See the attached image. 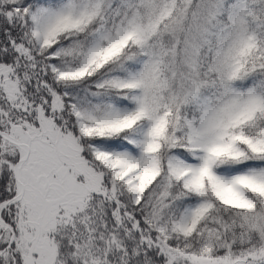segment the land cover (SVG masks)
Here are the masks:
<instances>
[{"label": "snow or ice", "instance_id": "obj_1", "mask_svg": "<svg viewBox=\"0 0 264 264\" xmlns=\"http://www.w3.org/2000/svg\"><path fill=\"white\" fill-rule=\"evenodd\" d=\"M0 264H264V0H0Z\"/></svg>", "mask_w": 264, "mask_h": 264}]
</instances>
